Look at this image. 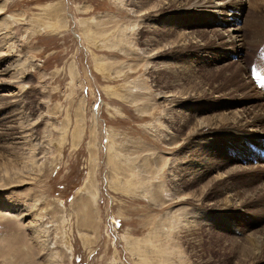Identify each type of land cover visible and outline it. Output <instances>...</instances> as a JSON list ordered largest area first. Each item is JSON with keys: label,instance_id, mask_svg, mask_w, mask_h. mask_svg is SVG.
I'll return each instance as SVG.
<instances>
[{"label": "rangeland", "instance_id": "obj_1", "mask_svg": "<svg viewBox=\"0 0 264 264\" xmlns=\"http://www.w3.org/2000/svg\"><path fill=\"white\" fill-rule=\"evenodd\" d=\"M221 2L165 3L151 21L130 11V0H0V24L4 17L12 23L0 74L25 69L18 78L0 75V264H52L51 252L56 264H264V252L252 260L245 242L252 233L264 237V137L248 134L257 131L247 132L249 119L239 135L192 133L199 118L264 105V0ZM144 21L156 26L151 36L179 25L178 32L209 39L204 46L196 36L191 45L178 42L167 59H149L135 50L143 46L137 23ZM232 24L239 41L219 46L217 35L227 39ZM83 27L109 39L124 29L133 48L126 40L92 45ZM96 57L108 61L105 72ZM235 80L249 85L246 93L232 89ZM28 118L32 137L2 128ZM28 139L42 165L8 181L1 164L20 160L9 148ZM110 143L120 153L108 160ZM211 157L220 169L202 160ZM122 160L120 174L132 166L144 172L117 190L109 176ZM205 185L210 195L201 193ZM35 216L48 227L47 249L35 235Z\"/></svg>", "mask_w": 264, "mask_h": 264}, {"label": "bare ground", "instance_id": "obj_2", "mask_svg": "<svg viewBox=\"0 0 264 264\" xmlns=\"http://www.w3.org/2000/svg\"><path fill=\"white\" fill-rule=\"evenodd\" d=\"M130 1H132V3H131L132 5L131 6H133V8L129 7L130 11H132L137 16H141L142 18L145 15L147 17L153 16V20H151V21H154V17H156V15H154V13H157V12L161 11L162 9H166L167 4L176 5V6H181L182 5V7H183V6H189L191 4L192 5L193 4L196 5L198 3L200 4V3H203V2H207L208 0H130ZM218 1L221 2L223 0H218ZM165 3H167V4L165 5ZM220 5L221 6L218 5L219 8H220V10L218 12H221L222 9H223L222 2H221ZM157 20H158V22L161 21V19H157ZM151 21H147V22L144 21L141 24L139 23L140 25L137 23L138 28H142L144 33H145V35H143V40H142L144 47L143 46L142 47H135L134 46L135 50L144 52L145 55L147 57H149V59H154V60L158 59L159 60L160 58H163V57H164V59H167V58H165V56H167V54L170 53L171 51H173L174 49H177V48H174V47L180 46L181 44L191 45L192 43H194L193 38H195L197 36V34H195V32H190V33L178 32L177 29L181 28L179 25L176 27L175 31H172L171 29L170 30L169 29L166 30L165 31L166 34H163V38H159L160 37L159 35H152L151 36V35H148V32L149 33L153 32V30L156 29L155 28L156 26H154V24ZM254 23H255V21H254ZM263 24H264V22H263ZM11 25H12V23L9 21V18L4 17L3 20H1V24H0V44H2V45L0 47V54L8 55V53H10L12 45H11V43H10V45L8 43H9V38L12 39V35H11L12 34V27H11ZM60 25H61V27H63V26H65V23L61 21V24H58V26H60ZM232 25L234 27L231 29V31H230V29H229V31H227V36H226V37H228L227 39L223 38V34L217 35V39H218V43H219L218 45L219 46H223L224 44H226V42H229V39L233 40V44H234V41H239V37L241 36L240 35V28L238 26L235 27V24H232ZM186 28H188V27H186ZM87 31H88V29L86 27H83L84 38L87 39V42L88 41L92 42V43H90L92 45L94 44V45H97V46H100V47H105L107 45V43L112 41V40H115L117 42H122V41L126 40L125 43L128 45V48L129 49L133 48L134 44H132V42L127 41V39H128L127 37L128 36H124L123 35L125 32H127L124 29L121 32L118 33L119 37L110 38V39H109L108 32L97 31L96 33L95 32L87 33ZM255 31L256 30H253L251 33L254 34ZM168 32H170V36L166 37L165 35H168L167 34ZM131 33L132 32H130L128 34H131ZM212 33H214V31H212ZM204 34H205L204 32H201V33H199V35L196 38L203 39L204 42H206V44H204V46H205V45H207V42H208L209 38L203 37ZM160 35H161V33H160ZM178 42H181V44L178 43ZM102 43H103V45H102ZM215 45H217V44H215ZM201 48H203V47H201ZM201 48H198V49L200 51H202ZM166 49H168L169 51L166 50ZM232 49L233 48L230 47L229 50H232ZM163 51H165V52H163ZM93 61L96 64V67L100 68L101 71L104 70V72H105V70H107V68H108V61L107 60L96 57V58L93 59ZM164 62H165V60H164ZM235 67H237V66H235ZM24 70H25L24 66L19 69V64H18L16 66L12 67V69H8V72L11 71L10 73H7V69H6L3 72L1 71V74H3V75L6 74V76L4 75V78H18L17 77L18 73H19V75L21 74L23 76V71ZM15 72H16V74H15ZM118 72H119V70L117 72L114 71V73H118ZM230 74H231V77H232V80H233L234 71L233 70L230 71ZM22 76H21V78H22ZM19 78H20V76H19ZM3 80L4 79H0V81H2V82H3ZM235 81H237V80H235ZM234 85L235 86L232 87L233 90L236 88V86L241 88L242 91H244L246 88H249V85L248 84L246 85L244 82H242V84H241V83H239V81H237L236 84H234ZM250 88L251 89L248 92H250V93L256 92L255 89H253V86L250 87ZM113 91H114L113 95L121 96L120 95V93H122L121 91L120 92L119 91H115V89ZM246 91H244V92L246 93ZM244 92H242V93H244ZM19 96H20V93H19ZM244 97H245V95H244ZM255 98L257 100V98H259V96H256ZM263 101H264V99H263ZM250 108L253 109L255 112L254 113L248 112V110ZM250 108L242 109L241 112L240 111L239 112L238 111H231V112L228 113V116L224 115L223 113H217V114H214L211 117L199 118V119L195 120V122L198 123L197 126H196V129H195V122L192 125L193 128H194L192 130V133L198 134L199 132H206V131H209V130L214 131L215 129L216 130L223 129V130H228L229 133L232 136L235 135V134L239 135L242 132V130H241L242 127L241 128H239V127L244 125V124L246 125V120L247 119H249V122H247L248 123L247 126L251 127L250 129L249 128L246 129L247 132H250V131H253V130L256 131V129H257L256 132H259L260 130L264 129V105H262V106H251ZM15 113L16 112H14L13 114H15ZM244 117H246L245 120H243ZM17 118H18V116H17ZM28 120L30 121L29 118H28ZM23 121L24 120L18 119V121L16 122L17 123L16 126L14 124H10V125H5L2 128H5L4 132H6V133L14 131V132H17V135H15V136L23 137V138L27 137L28 138L29 136H31L33 134L34 130L32 128H33V125H34L33 124L34 121H30V122H28L26 124ZM256 132L248 133V134L256 135L258 139L260 137H264V132H262L261 134H258ZM260 140L264 141V139H261V138H260ZM27 142L28 143L26 145H22L21 144V145H18L16 147H14V148L13 147L9 148V149H11V151L14 152V154H16V157L18 159H20V160H18L17 162L16 161L12 162L11 160H6V161H4L1 164V166H3V168H4V172L9 173L8 177H7L8 181H16L17 178H19V179H21V181H23L22 179L25 177L24 173L30 172V170L32 172V170H34V169L38 170L41 167L40 165H42V161L38 162L39 157H36L35 143L31 142V140L29 141V139H28ZM107 149H108V151H107L106 158L108 160L117 157L118 153H120L118 150L113 148V144H111V143L109 144ZM261 154L264 156V153H261ZM212 158H214V157H211L210 159H208V158L205 159L204 158L202 160L207 165H209L210 168H212L214 170L220 169V166L219 167L217 166V162H215V159H212ZM202 160H201V162H202ZM208 160L210 161L209 164H208ZM126 162L127 161L122 160L121 162H119L117 164H112V166H111V170H112L113 173H112V178L109 176V179H110V183L109 184L113 188H115L117 190L121 188V182L122 181L124 183L127 182L126 177H131L136 172H139V175L141 176L142 173L144 172L143 170H141V171L140 170L139 171L135 170L136 167L132 166V167H129V168L127 167L124 170V175L120 174V172H121L120 169ZM234 170H236V169L235 168L234 169L233 168L227 169L224 173L227 175V174H230V172H233ZM169 171L171 173L170 176L174 177L175 175L172 172L173 170H169ZM222 175H223V173H219L215 178L217 179L218 177H220ZM4 183L6 184V181H4L3 184ZM207 187H209V185L203 186V190L201 191V193L204 192ZM210 190L211 189H209V191ZM219 191H222V190L219 189ZM219 191H218V193H219ZM233 191H234V193H241L240 190H238V191L233 190ZM207 194H209V192H207V191L204 192L205 196ZM183 195H186V194L183 193ZM183 195L181 196V194H179L177 196H179V197L181 196L180 199H182L184 197ZM92 197L94 198L95 194ZM171 215L173 216L175 214L171 213ZM40 218L41 217H39V218H36V216L34 217V220H33L34 231H35V235L37 237V240L39 242V245L43 249L44 248L47 249L48 245H49V240L47 239V236H46L47 235L46 232L48 230V227L46 225L43 226L40 223ZM175 225H177V224L175 223ZM193 226L195 228L196 227V223H193ZM252 234H253L252 237H249V235H248L245 238V240H246L245 242L249 243L250 247L253 248V249H251V248L248 249V256H249V253H250L249 257L252 260L253 259L256 260V259H259L263 255V252H264V237L260 238V236L257 233H252ZM59 260H60V257L58 256L57 253H55V252H51L50 253L49 261L52 264L58 263Z\"/></svg>", "mask_w": 264, "mask_h": 264}]
</instances>
